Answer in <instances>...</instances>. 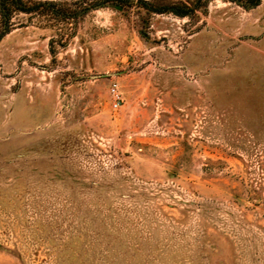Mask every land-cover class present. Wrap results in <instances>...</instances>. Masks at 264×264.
<instances>
[{"label": "rangeland", "instance_id": "rangeland-1", "mask_svg": "<svg viewBox=\"0 0 264 264\" xmlns=\"http://www.w3.org/2000/svg\"><path fill=\"white\" fill-rule=\"evenodd\" d=\"M50 1L0 38V264H264V0Z\"/></svg>", "mask_w": 264, "mask_h": 264}, {"label": "trees", "instance_id": "trees-1", "mask_svg": "<svg viewBox=\"0 0 264 264\" xmlns=\"http://www.w3.org/2000/svg\"><path fill=\"white\" fill-rule=\"evenodd\" d=\"M85 0H78V2H84ZM210 0H193V7H186L183 2L179 4V7L174 6H162L160 8H148L151 12L165 13L172 12L175 15L184 17L192 14L194 11L200 8H205ZM236 3L242 6L244 9H251L257 6L261 0H225ZM59 8H56V7ZM64 4L60 2L50 0H0V23L3 25V30L0 33V38L6 33L10 32L13 27L12 18L19 13L27 14L30 17L37 13H44L45 11L54 12L55 14L62 13ZM65 17V14L63 13Z\"/></svg>", "mask_w": 264, "mask_h": 264}, {"label": "built area", "instance_id": "built-area-1", "mask_svg": "<svg viewBox=\"0 0 264 264\" xmlns=\"http://www.w3.org/2000/svg\"><path fill=\"white\" fill-rule=\"evenodd\" d=\"M110 96L112 98V108L113 110H117L122 105L123 97L115 83L110 88Z\"/></svg>", "mask_w": 264, "mask_h": 264}, {"label": "crops", "instance_id": "crops-1", "mask_svg": "<svg viewBox=\"0 0 264 264\" xmlns=\"http://www.w3.org/2000/svg\"><path fill=\"white\" fill-rule=\"evenodd\" d=\"M131 87V89H133V90H136V87H137V83L135 82V80L134 81H132L130 84H129ZM171 105L172 106H174V104H173V102L171 103ZM167 106V105H166ZM168 107V106H167ZM119 109V108H118ZM117 109V110H118ZM167 109V108H166ZM141 111H142V109H141ZM131 117H133V116H131Z\"/></svg>", "mask_w": 264, "mask_h": 264}, {"label": "water", "instance_id": "water-1", "mask_svg": "<svg viewBox=\"0 0 264 264\" xmlns=\"http://www.w3.org/2000/svg\"><path fill=\"white\" fill-rule=\"evenodd\" d=\"M111 5L115 6V4H111Z\"/></svg>", "mask_w": 264, "mask_h": 264}]
</instances>
